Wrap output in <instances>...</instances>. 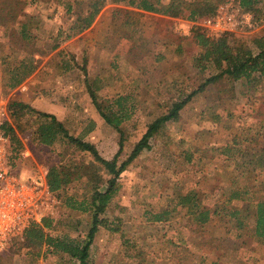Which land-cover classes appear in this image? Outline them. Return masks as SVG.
Masks as SVG:
<instances>
[{"label": "trees", "instance_id": "obj_1", "mask_svg": "<svg viewBox=\"0 0 264 264\" xmlns=\"http://www.w3.org/2000/svg\"><path fill=\"white\" fill-rule=\"evenodd\" d=\"M112 1L115 4L126 3L129 8L144 15L151 13L183 18L191 22L213 18L217 15L221 3L233 2L235 10L250 13L254 23L264 24V0H192L190 3L167 4L161 0ZM45 2H53L54 12H57V2L61 1ZM76 2L79 4L83 1ZM88 2L89 9L85 13L83 8L79 7L80 4L77 9L73 4H66V15L73 18L70 19L68 28L59 26L49 31L45 41L53 43L50 48L52 52L58 51L63 44L74 38H85L109 0ZM185 11L188 13L185 14ZM0 29L3 31L2 39L10 49L2 57L5 67L4 83L7 89L15 90L39 70L43 64L41 57L47 55L36 43V33L42 36L44 31L43 21L39 16H28L21 0H2ZM239 33L244 32L216 38L208 37L201 26L193 29L192 36L198 50L189 60L190 76L181 77L174 82V89L164 97L162 103H158L166 112L148 122L145 121L142 137L135 143L125 160H121L125 144L141 123L133 121L135 112L139 109L141 111L140 105L131 92L106 99L99 97L102 83L99 79L92 83L85 67L82 66L85 72L83 82L91 101L100 117L119 137L118 150L110 159L102 157L97 145L83 137L93 131V122H89V127L81 135L75 136L73 133L83 122V111L76 102L65 100L68 111L64 120H59L55 115L39 111L30 104L11 100L8 103L10 121L3 127L9 139L8 168L19 179L27 178H22L23 172L25 174L22 164L27 161L23 153L29 149L24 142L27 140L35 161L48 169V184L59 200V207L55 216L44 219L41 224L31 225L21 237L13 239L5 254L10 259L25 256L32 264L39 263L48 255L55 256L67 264H97L94 254L95 240L100 230L106 229L120 240V252L114 254L117 255L115 259L120 258L124 264H147L148 260L151 264L161 260L163 264L165 257L155 252L153 246H147L142 240L133 237L135 235L131 237L124 231L127 227L125 223L128 209L116 201L122 188V175L142 153L152 150L153 142L165 125L179 121L183 111L210 88L217 89L219 102L229 104L236 99L237 82H242L244 87L251 90L259 87L258 83L264 79V38L251 39ZM74 59L68 61L63 57L59 68L74 71L79 66ZM162 60H165V56H155V62ZM188 82L194 84V88L189 89ZM225 84L231 85L226 87ZM223 94L228 95L224 97ZM224 111L230 114L227 108ZM205 113H212L210 120L213 123L220 122L217 109L211 112L206 108ZM201 115L198 114L199 117ZM225 128L227 134L221 139L223 143H218V146L212 149L225 157L226 161H230L226 163L230 184L221 188V199L212 202L209 200L210 193L205 195L199 188H195L180 194L176 199L169 198L160 212L154 214L148 210L145 215L148 221L158 224L171 222V217L178 213L179 209L185 212L191 222L199 225L209 223L213 217H227L234 223V229L229 228L230 234L235 233L237 239L249 234L264 247V197L254 198L256 188H261L264 192V181L258 176L256 179L251 177L253 173L264 172L263 142L258 134L254 133L253 136L248 132H237V129L230 125ZM179 144L182 149L180 158L187 164H198L202 169L200 163L204 149L184 140ZM59 148L68 153H57ZM200 153V157L196 159V155ZM245 203L249 206L244 210L237 208ZM82 215L88 220L84 232L81 230ZM168 243L176 245L173 239H169ZM0 264H7L3 256H0ZM197 264L217 263H210L206 256H201ZM245 264H250V259Z\"/></svg>", "mask_w": 264, "mask_h": 264}, {"label": "rangeland", "instance_id": "obj_2", "mask_svg": "<svg viewBox=\"0 0 264 264\" xmlns=\"http://www.w3.org/2000/svg\"><path fill=\"white\" fill-rule=\"evenodd\" d=\"M45 1L47 0H21L28 16H39L43 21L44 31L42 36L36 33V43L47 55L41 57V70L15 90L7 89L4 83L5 67L2 57L10 49L2 39L3 31L0 29V102L5 106L11 100L25 102L39 111L55 115L59 120H64L68 111L65 100L76 102L83 111V122L73 133L75 136L81 135L89 127V122H93V131L83 137L97 145L102 157L110 159L118 150L119 137L100 117L91 101L83 82L85 72L82 68L85 67L92 83L96 79L102 83L99 97L106 99L132 93L140 105L141 111L139 109L135 112L133 121L141 123L125 144L121 156V160H125L142 137L145 121L166 112L158 103H162L164 97L174 89V82L181 77L190 76L189 60L198 50L192 36L193 29L207 18L191 22L151 13L144 15L129 8L126 3L115 4L109 0L85 38L68 41L52 55L50 48L53 43L45 41V38L52 29L70 25L73 17L66 15V4H73L76 9L80 4L79 7L85 13L90 2L82 0L78 4L76 0H60L61 2H57L58 11L54 12L53 2ZM191 1L161 0L164 4ZM223 5H230L235 9L233 2L221 3L219 7ZM186 13L188 12L185 11ZM239 34L251 39L264 38V24L258 25L255 32ZM60 51L61 54L58 53ZM155 56H165V60L157 63ZM63 57L68 61L75 58L78 68L74 71L59 68ZM200 81L201 79L198 80ZM230 85L225 84L226 87ZM258 86L256 90H251L244 87L242 82H237L236 99L229 104L219 102L217 89L210 88L183 111L179 121L165 125L153 142L152 150L142 153L122 175V188L116 201L128 209L125 223L127 227L124 231L131 237L135 235L133 237L142 240L147 246H153L155 252L165 257L163 264H197L201 256H206L208 262L217 264H245L249 259L250 264H264V247L249 234L239 239L235 238V233L230 234L229 228L234 229V223L227 217H213L209 223L199 225L191 222L181 209L171 217V222L164 224L150 222L145 215L148 210L154 214L160 212L169 198L176 199L180 194L195 188H199L205 195L210 193L209 200L212 202L221 199V188L230 184L227 167L230 161H226L225 157L212 149L218 143H223L221 139L227 134L225 127L230 125L237 132H248L253 136L254 133L258 134L264 146V79H261ZM192 88L194 84L189 83V89ZM228 94L222 96L226 97ZM206 108L211 112L217 109L221 118L218 124L210 120L213 115L205 113ZM225 108L230 111L231 116L224 111ZM200 113L201 117L198 116ZM182 140L204 149L200 163L202 169L198 164H187L180 158L182 149L179 142ZM24 142L32 150L28 141ZM30 150L31 155L22 164L25 170L22 178L27 177L25 180L32 177L39 168H46L35 161ZM59 152L65 155L68 153L63 148H59L57 153ZM200 155L201 153L197 154L196 159ZM257 176L264 181V172L251 174L253 179ZM261 197H264V192L261 188H256L254 198ZM248 206L245 203L237 208L244 210ZM81 218V230L84 232L88 220L85 215ZM169 239H173L176 245L169 244ZM119 246L120 240L117 237L112 236L108 230L101 229L94 246L96 263L124 264L120 258H114L117 256L114 254L120 252ZM0 256L5 258L7 264H32L25 256L10 259L5 251ZM57 262L67 264L52 255L42 258L37 264ZM154 263L161 264V260ZM147 264H151L149 260Z\"/></svg>", "mask_w": 264, "mask_h": 264}, {"label": "built area", "instance_id": "obj_3", "mask_svg": "<svg viewBox=\"0 0 264 264\" xmlns=\"http://www.w3.org/2000/svg\"><path fill=\"white\" fill-rule=\"evenodd\" d=\"M200 26L208 37L216 38L237 32L252 33L258 29L252 14L240 13L230 5L219 7L217 15L204 20ZM8 121V105L0 102V254L31 225L41 224L44 219L55 216L59 207V200L48 184L47 168H39L27 180H21L10 172L7 156L9 139L3 131ZM30 155L29 150L23 153L24 158Z\"/></svg>", "mask_w": 264, "mask_h": 264}, {"label": "crops", "instance_id": "obj_4", "mask_svg": "<svg viewBox=\"0 0 264 264\" xmlns=\"http://www.w3.org/2000/svg\"><path fill=\"white\" fill-rule=\"evenodd\" d=\"M174 19H177V18H174ZM77 38H80V36L77 37ZM55 52H56V51H55ZM53 54H55V53L53 52L52 55H53ZM50 57H51V56H50ZM42 66H43V65H42ZM39 69L41 70V67H40Z\"/></svg>", "mask_w": 264, "mask_h": 264}]
</instances>
